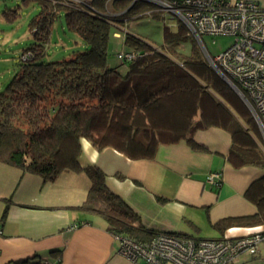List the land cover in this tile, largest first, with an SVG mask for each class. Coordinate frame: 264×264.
<instances>
[{
	"label": "trees",
	"instance_id": "trees-1",
	"mask_svg": "<svg viewBox=\"0 0 264 264\" xmlns=\"http://www.w3.org/2000/svg\"><path fill=\"white\" fill-rule=\"evenodd\" d=\"M37 1L41 9L28 26L29 31H37L32 34L34 42L24 50L33 55L26 61L20 56L15 75L0 91L1 162L49 181L64 171H84L91 185L78 207L104 217L113 234L141 242L165 231L145 226L140 214L108 187L101 167L80 165L83 139L98 149L112 147L130 159H152L161 144L184 140L201 149L195 132L218 126L231 133L227 159L234 167L264 168L255 119L231 85L206 62L196 37L183 22L175 31L165 25L163 45L156 47L123 28L128 18L162 11L150 1L92 0V12L61 4L54 10L50 2ZM19 11L20 6L6 7L3 15H19ZM62 12L68 30L80 37L85 49L69 58L49 60L53 25ZM112 36L122 38L126 47L112 50L115 64L110 60ZM188 41L191 51H180L178 47ZM125 53L136 56L120 57ZM226 102L244 114L249 127ZM247 194L255 201L257 213L223 218L215 227L224 232L230 227L264 224V177ZM11 201L7 198V206ZM50 255L57 259L53 264H61L62 249ZM15 264L45 263L39 258Z\"/></svg>",
	"mask_w": 264,
	"mask_h": 264
},
{
	"label": "crops",
	"instance_id": "crops-1",
	"mask_svg": "<svg viewBox=\"0 0 264 264\" xmlns=\"http://www.w3.org/2000/svg\"><path fill=\"white\" fill-rule=\"evenodd\" d=\"M253 1L264 6V0ZM119 40L116 44L126 49L123 39ZM194 139L203 148L184 140L161 144L152 159H130L112 147L98 149L83 139L79 162L83 168L101 167L108 187L140 214L148 228L203 238L257 231L259 226H240L223 232L214 224L257 213L247 192L264 177V168L234 167L227 159L232 136L225 128L199 129ZM257 142L264 153L262 142ZM212 172L222 174L220 186L207 182ZM90 185L84 171H64L49 181L0 161V264L39 258L53 264L57 259L50 251L58 249H62L61 264H134L118 252L119 243L106 219L78 207ZM7 198L12 200L8 206ZM6 206L7 216L1 223ZM74 224L78 227L71 229ZM209 228L218 235L206 234ZM228 230L237 233L228 236Z\"/></svg>",
	"mask_w": 264,
	"mask_h": 264
},
{
	"label": "built area",
	"instance_id": "built-area-1",
	"mask_svg": "<svg viewBox=\"0 0 264 264\" xmlns=\"http://www.w3.org/2000/svg\"><path fill=\"white\" fill-rule=\"evenodd\" d=\"M57 1L74 8H82L83 4L90 7L87 0ZM148 1L183 22L196 37L206 62L250 110L261 131L264 151V6L253 0ZM205 36H233L234 41L223 52L213 55L204 42ZM31 56L21 55V60ZM134 56L135 53L120 55L125 59ZM221 179L220 172L207 176V182L216 186H220ZM76 227L78 224L71 229ZM114 237L119 243L118 252L134 264H235L240 255L260 251L264 224L253 233L236 237H189L168 232L158 233L146 242L118 234Z\"/></svg>",
	"mask_w": 264,
	"mask_h": 264
},
{
	"label": "rangeland",
	"instance_id": "rangeland-1",
	"mask_svg": "<svg viewBox=\"0 0 264 264\" xmlns=\"http://www.w3.org/2000/svg\"><path fill=\"white\" fill-rule=\"evenodd\" d=\"M46 1L55 6L54 10H56L58 8L57 6L60 5V2L57 0ZM87 1L90 7L94 8L92 6V0ZM138 1L149 2L148 0H131L132 3ZM18 6H20V11L19 15L17 14V19L15 18V16H17L16 14H11L8 16L3 15V10L6 7L12 9ZM90 7L86 4H83L82 9L87 12H92V8ZM40 9L41 5L37 0H31L27 4H25L23 0H0V91L6 87L12 77L15 75L18 69V65L21 61V54L28 55L29 53H31L33 55L32 51L24 50L27 48V46L31 45L34 42V37L32 34L33 32L35 33L37 31V28L29 31L28 26L30 20L33 18V16L39 13ZM108 13L111 14L115 12ZM179 23L180 20L174 18L170 13L165 11H157V13L155 14L147 13L146 16L137 19L128 18V20L123 23V28H126L128 32L140 36L156 47H161L164 42V26L169 25L171 26L172 30L175 31L177 30ZM116 35L118 36L119 33H117ZM119 39H116L113 36L111 39L110 60L113 64H115L116 59L112 50L117 51L121 48L116 44L117 41H120ZM233 41V36H216L214 38L209 36L204 37V42L213 55L223 52L233 43ZM81 42L82 41L78 35L68 30L65 20V13L62 12L61 15L55 20L53 25L52 39L48 49L47 58L49 60L69 58L71 57L73 52L85 49V46L82 45ZM191 46L192 43L188 41L186 43H182L181 46L178 47V49L184 53H189L191 51ZM226 103L232 110L236 112L235 115L240 119L241 123L244 126L249 127V122L247 121L246 117H244V114L235 110L234 106L229 102ZM259 133V140L261 142L262 134L260 130ZM236 233V230H228L226 235L229 236ZM206 234H208L209 236L218 235L216 231H212L210 228L207 230ZM234 263L264 264V243L261 244L259 252L254 255L251 253H244L237 257ZM136 264L145 263L138 262Z\"/></svg>",
	"mask_w": 264,
	"mask_h": 264
}]
</instances>
